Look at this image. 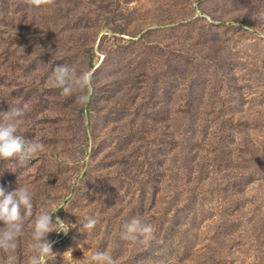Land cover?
<instances>
[{
  "label": "rangeland",
  "instance_id": "374dc122",
  "mask_svg": "<svg viewBox=\"0 0 264 264\" xmlns=\"http://www.w3.org/2000/svg\"><path fill=\"white\" fill-rule=\"evenodd\" d=\"M183 48L212 66L177 65L172 51ZM58 64L91 72V88L65 96L50 84ZM198 72L212 73L214 96L186 79L175 86L174 76ZM186 87L200 93L198 106L217 107L206 118L219 128L215 154L192 173L212 187L201 199L203 264H264V0H0V113L23 105L17 135L44 145L25 167L0 159V187L27 186L33 206L31 216L21 210L17 247L0 250V264H28L45 211L69 226L48 234L55 256L46 264H96L97 251L137 264V239L120 237L137 219V155L156 157L165 174L179 162L168 124L175 104L187 106L174 99Z\"/></svg>",
  "mask_w": 264,
  "mask_h": 264
},
{
  "label": "trees",
  "instance_id": "16d2710c",
  "mask_svg": "<svg viewBox=\"0 0 264 264\" xmlns=\"http://www.w3.org/2000/svg\"><path fill=\"white\" fill-rule=\"evenodd\" d=\"M48 12V11H47ZM48 14H46L47 18ZM206 45L207 42H205ZM56 49V44L52 43ZM203 52L209 50V48ZM189 51V52H188ZM190 48L174 49V59L182 63L186 61L194 69L212 66L214 58H196L190 61ZM209 55L214 57V53ZM211 62V64H209ZM182 74L177 78L174 76V84L191 81L194 85L208 88V94L214 96L216 84L212 73L209 78H203L202 74ZM190 83V84H191ZM204 84V87H203ZM206 85V86H205ZM192 87V86H191ZM204 88V89H205ZM200 93L175 92L176 100L181 96L187 101L181 105L175 104L170 109L168 134L170 143L176 150L179 162L172 163L170 173L156 166V157H148L146 154L141 158L137 155V219L141 223L152 225L155 234L152 238H146L138 234L137 238V264H203L202 247L199 245V219L201 214V200L204 189H211V184L206 185L202 177L193 175V170L201 171L203 161L207 158L204 153L215 154V142L219 128L214 118L210 122L207 117L215 115L217 107L198 106L196 96ZM205 138H208L207 143ZM188 151L190 155L196 156V167L183 163L184 154ZM212 162V157H208Z\"/></svg>",
  "mask_w": 264,
  "mask_h": 264
},
{
  "label": "clouds",
  "instance_id": "9594fccd",
  "mask_svg": "<svg viewBox=\"0 0 264 264\" xmlns=\"http://www.w3.org/2000/svg\"><path fill=\"white\" fill-rule=\"evenodd\" d=\"M33 6L52 5L55 0H27ZM92 73L84 72L77 74L76 70L64 65L58 64L52 71L50 84L53 87L61 89L65 96H71L74 89H90L92 85ZM79 103L86 105L89 95L77 97ZM25 114L23 105L13 106L7 112L0 113V159L14 160V167H25L29 158L42 151L43 143L32 142L17 135L18 126L22 123L21 117ZM12 164V163H11ZM32 194L27 186L16 187L13 191H6L0 187V250L11 251L16 249L17 240L22 234L23 216L21 210L28 216L32 214ZM47 211L42 212L36 219L34 231L32 233L31 243L28 245L35 253L29 257L28 264H46L45 258L55 256L52 251L53 243L47 239L48 234L52 232H63L67 234L69 226L57 218L53 221V214ZM86 222L82 225L85 229H93L97 223L96 219L88 216ZM59 223L60 229L57 230L56 224ZM123 232L120 237L123 240H136L139 235L146 238H152L155 234V228L152 225L141 223L138 219L123 225ZM71 257V252H70ZM92 259L96 264H116L111 254H105L103 251H97L93 254Z\"/></svg>",
  "mask_w": 264,
  "mask_h": 264
}]
</instances>
